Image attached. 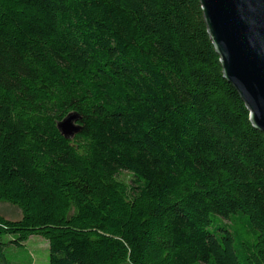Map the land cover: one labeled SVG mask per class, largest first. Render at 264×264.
Wrapping results in <instances>:
<instances>
[{
  "label": "trees",
  "instance_id": "obj_1",
  "mask_svg": "<svg viewBox=\"0 0 264 264\" xmlns=\"http://www.w3.org/2000/svg\"><path fill=\"white\" fill-rule=\"evenodd\" d=\"M0 202L49 264H264V134L200 0H0Z\"/></svg>",
  "mask_w": 264,
  "mask_h": 264
},
{
  "label": "water",
  "instance_id": "obj_2",
  "mask_svg": "<svg viewBox=\"0 0 264 264\" xmlns=\"http://www.w3.org/2000/svg\"><path fill=\"white\" fill-rule=\"evenodd\" d=\"M208 32L221 57L225 78L264 134V0H200ZM78 113L58 123L61 135L72 140L82 128Z\"/></svg>",
  "mask_w": 264,
  "mask_h": 264
},
{
  "label": "rangeland",
  "instance_id": "obj_3",
  "mask_svg": "<svg viewBox=\"0 0 264 264\" xmlns=\"http://www.w3.org/2000/svg\"><path fill=\"white\" fill-rule=\"evenodd\" d=\"M0 215L8 221H19L21 210L7 202H0ZM12 237L1 239L4 243L0 250V264H49V244L39 236H32L22 246H13L9 242Z\"/></svg>",
  "mask_w": 264,
  "mask_h": 264
}]
</instances>
